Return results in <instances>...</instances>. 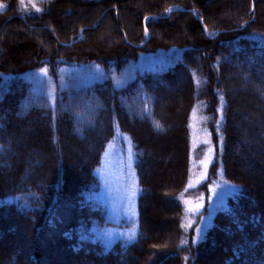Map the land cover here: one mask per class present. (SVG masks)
<instances>
[{"label": "trees", "instance_id": "16d2710c", "mask_svg": "<svg viewBox=\"0 0 264 264\" xmlns=\"http://www.w3.org/2000/svg\"><path fill=\"white\" fill-rule=\"evenodd\" d=\"M0 5V264H264V0ZM170 5L181 9L168 12ZM158 54L166 62L135 69L117 84L116 74L141 55ZM71 63H93L101 73L88 84H62L58 67ZM40 68L54 82V98L28 78ZM179 85L186 158L183 151L176 172L153 180L145 172L148 147L132 128L144 126L156 137L170 131L161 99ZM198 100L206 103L216 144L210 176L220 165L237 189L201 239L183 244L188 116ZM117 128L136 151L138 231L133 241L105 249L90 227L110 221L91 194Z\"/></svg>", "mask_w": 264, "mask_h": 264}, {"label": "rangeland", "instance_id": "374dc122", "mask_svg": "<svg viewBox=\"0 0 264 264\" xmlns=\"http://www.w3.org/2000/svg\"><path fill=\"white\" fill-rule=\"evenodd\" d=\"M30 2L35 8L37 7L35 1ZM175 8H179V6L170 5L167 9L172 11ZM145 37H148L147 31H145ZM166 56V54L141 55L127 69L116 74L115 81L120 85L122 84L121 81L126 80L134 73L135 69L142 70L156 66L159 62H166ZM100 73V66L93 63H71L58 67L62 84L67 79H72L77 84H88L98 78ZM28 78L37 89L44 88L48 95L54 98V82L51 80L46 68L36 70L28 75ZM181 87L179 85L177 90L171 87L168 92L163 93L164 98L161 99V114L173 122L170 131L164 136L156 137L149 130H145L144 126L132 128L138 138L146 143L148 147L149 152H147V155L149 159L145 172L153 180H156L159 177L158 175L176 172L175 168L179 167L181 161H183L181 154L183 151L186 158L185 138L181 130L184 128L179 122L185 104V89L183 87L179 89ZM239 87H242V85ZM234 88H237L236 85ZM221 102L222 100L219 97L217 103L218 113L215 121V131L218 136L221 122ZM205 109L206 103L203 100H198L190 109L188 116L190 137L189 175L186 187L180 193L185 208L183 225L185 232L181 241L183 244L189 240L197 242L201 239L205 229L211 223L214 212L224 206L226 197L237 189L233 183L223 177L220 165L217 166L215 174L210 176L209 168L217 155L215 151L216 144L212 141L208 129V115ZM237 125L240 127L241 123L237 122ZM24 129L25 127L21 131L22 138L25 133ZM218 141L220 142V139ZM135 158L136 151L131 138L127 133L117 128L114 136L106 144L100 162L94 170L98 178L99 188L94 194H91V197L103 206L105 218L110 221V224L100 225L94 223L91 225L90 230L92 238L100 241L105 249L110 248L117 240L131 242L137 235L139 185ZM238 167L244 170L243 165ZM204 183L207 184L206 189H202Z\"/></svg>", "mask_w": 264, "mask_h": 264}, {"label": "snow or ice", "instance_id": "6c2138e0", "mask_svg": "<svg viewBox=\"0 0 264 264\" xmlns=\"http://www.w3.org/2000/svg\"><path fill=\"white\" fill-rule=\"evenodd\" d=\"M4 6L3 5H0V9H2ZM221 100H223V98L221 97ZM157 128L159 129L160 128V126L159 125H157ZM131 238V237H130Z\"/></svg>", "mask_w": 264, "mask_h": 264}, {"label": "bare ground", "instance_id": "6f19581e", "mask_svg": "<svg viewBox=\"0 0 264 264\" xmlns=\"http://www.w3.org/2000/svg\"><path fill=\"white\" fill-rule=\"evenodd\" d=\"M175 9H181V7H179V8H175ZM168 12H170V11L168 10Z\"/></svg>", "mask_w": 264, "mask_h": 264}, {"label": "water", "instance_id": "95a60500", "mask_svg": "<svg viewBox=\"0 0 264 264\" xmlns=\"http://www.w3.org/2000/svg\"><path fill=\"white\" fill-rule=\"evenodd\" d=\"M171 11V10H170Z\"/></svg>", "mask_w": 264, "mask_h": 264}]
</instances>
